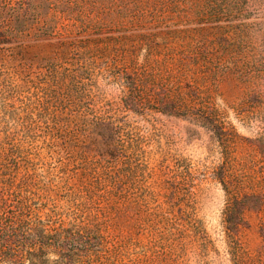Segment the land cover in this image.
<instances>
[{
    "label": "rangeland",
    "instance_id": "374dc122",
    "mask_svg": "<svg viewBox=\"0 0 264 264\" xmlns=\"http://www.w3.org/2000/svg\"><path fill=\"white\" fill-rule=\"evenodd\" d=\"M239 2L223 27L148 41L0 45V186L41 215L98 214L86 264H264V0ZM93 119L113 126L101 149Z\"/></svg>",
    "mask_w": 264,
    "mask_h": 264
},
{
    "label": "trees",
    "instance_id": "16d2710c",
    "mask_svg": "<svg viewBox=\"0 0 264 264\" xmlns=\"http://www.w3.org/2000/svg\"><path fill=\"white\" fill-rule=\"evenodd\" d=\"M0 0V45L44 44L51 54H68L75 30L108 36H129L148 41L159 32L190 30L204 25L223 27L233 17L240 0ZM28 39H31L28 41ZM56 52V53H55ZM131 79V80H130ZM136 81L129 78V92L137 103ZM106 135L113 126L93 119V144L100 147L97 127ZM98 135V136H97ZM104 143L117 146V139ZM116 184L113 181L112 186ZM32 192L5 182L0 186V264H86L97 246L108 242L98 214H74L70 220L32 208ZM231 224V206L226 211ZM51 256H56L52 259Z\"/></svg>",
    "mask_w": 264,
    "mask_h": 264
}]
</instances>
